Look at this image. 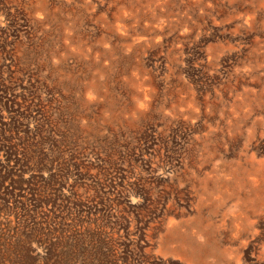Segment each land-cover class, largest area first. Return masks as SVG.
<instances>
[{
  "label": "rangeland",
  "instance_id": "obj_1",
  "mask_svg": "<svg viewBox=\"0 0 264 264\" xmlns=\"http://www.w3.org/2000/svg\"><path fill=\"white\" fill-rule=\"evenodd\" d=\"M188 1L0 0V264H264V1Z\"/></svg>",
  "mask_w": 264,
  "mask_h": 264
},
{
  "label": "bare ground",
  "instance_id": "obj_2",
  "mask_svg": "<svg viewBox=\"0 0 264 264\" xmlns=\"http://www.w3.org/2000/svg\"><path fill=\"white\" fill-rule=\"evenodd\" d=\"M125 1V0H124ZM182 1V0H181ZM188 1V0H187ZM200 1V0H199ZM209 1V0H208ZM236 1V0H235ZM235 1H233V3L235 2ZM243 1V0H242ZM259 1V0H258ZM264 1V0H263ZM262 1V2H263ZM167 2H168V0H167ZM177 2V1H176ZM185 2V1H184ZM211 2V1H210ZM248 2V1H247ZM115 3V2H114ZM169 3V2H168ZM196 3V2H195ZM244 3H246V2H244ZM116 4V3H115ZM128 4V3H127ZM126 4V5H127ZM165 4V3H164ZM167 4V3H166ZM174 4V3H173ZM188 4H189V1H188ZM232 4V3H231ZM257 4V3H256ZM261 4V6H262V3H260ZM163 5V4H162ZM177 5V4H176ZM190 5H192V4H190ZM195 5V4H194ZM194 5H193V7H194ZM249 5V4H248ZM255 5V4H254ZM118 6V5H117ZM124 6V5H123ZM170 6V5H169ZM197 6V5H196ZM202 6V5H201ZM205 6V5H204ZM252 6H253V4H252ZM257 6H258V4H257ZM122 7V6H121ZM159 7V6H158ZM162 7V6H161ZM185 7H186V5H185ZM190 7V6H189ZM210 7V6H209ZM250 7H251V5H250ZM263 7V6H262ZM156 8V7H155ZM164 8V7H163ZM202 8V7H201ZM213 8V7H212ZM132 9V8H131ZM189 9V8H188ZM249 9V8H248ZM260 9V8H259ZM148 10V9H147ZM157 10H158V8H157ZM161 10V9H160ZM175 10V9H174ZM258 10V9H257ZM131 11V10H130ZM191 11H192V9H191ZM207 11V10H206ZM138 12V11H137ZM141 12V11H140ZM156 12V11H155ZM158 12V11H157ZM176 12V11H175ZM261 12V11H260ZM177 13H179V12H177ZM185 13V12H184ZM188 13H189V11H188ZM154 14V13H153ZM157 14V13H156ZM258 14V13H257ZM136 15V14H135ZM138 15V14H137ZM155 15V14H154ZM192 15V14H191ZM238 15V14H237ZM150 16H151V14H150ZM166 18V17H165ZM188 18V17H187ZM249 17H247V20L249 21ZM123 20V19H122ZM171 20V19H170ZM185 20V19H184ZM124 21V20H123ZM179 21V20H178ZM182 21V20H181ZM245 21V20H244ZM262 21V20H261ZM126 22V21H125ZM136 22V21H135ZM183 22V21H182ZM181 22V23H182ZM189 22V21H188ZM254 22V21H253ZM133 23V22H132ZM177 24V23H176ZM260 24V23H259ZM185 25H186V23H185ZM184 25V26H185ZM244 25V24H243ZM261 25V24H260ZM264 30V29H263ZM78 50V49H77ZM256 60V59H255ZM250 63V62H249ZM244 68V67H243ZM240 100V99H239ZM241 101V100H240ZM221 168V167H220ZM223 168V167H222ZM257 194H255V196H256ZM231 217H232V223H233V228L234 229H238V231H240V224L242 225V222H243V220H246V221H249L250 220V216H249V214H248V212H245L242 208H241V210H240V212H237L236 214L234 213V214H232L231 215ZM234 221V222H233ZM181 239V238H180ZM193 249V248H192Z\"/></svg>",
  "mask_w": 264,
  "mask_h": 264
}]
</instances>
